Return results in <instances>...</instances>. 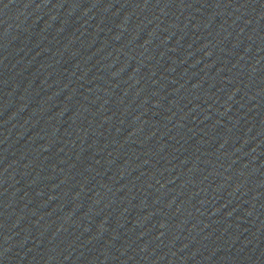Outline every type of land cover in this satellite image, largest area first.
I'll return each mask as SVG.
<instances>
[{"label":"water","instance_id":"1","mask_svg":"<svg viewBox=\"0 0 264 264\" xmlns=\"http://www.w3.org/2000/svg\"><path fill=\"white\" fill-rule=\"evenodd\" d=\"M0 264H264V0H0Z\"/></svg>","mask_w":264,"mask_h":264}]
</instances>
